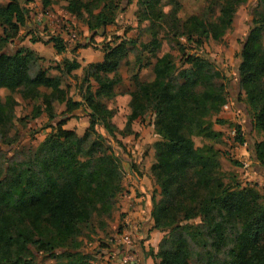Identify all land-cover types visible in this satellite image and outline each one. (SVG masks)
Returning <instances> with one entry per match:
<instances>
[{
	"label": "trees",
	"instance_id": "trees-1",
	"mask_svg": "<svg viewBox=\"0 0 264 264\" xmlns=\"http://www.w3.org/2000/svg\"><path fill=\"white\" fill-rule=\"evenodd\" d=\"M137 1L142 6L141 17L152 24L151 40L142 44L140 64L132 77L135 86L129 119L141 120L150 111L159 137L154 143L151 174L161 198L153 203L152 227L168 229L169 237L164 236L158 244L157 264H192L188 239L205 248L204 236H213L211 244L217 252L233 238L234 244L226 250L229 258L222 264H264V195L253 186H242L234 176L224 181L219 160L223 152L216 146L222 142V132L215 130L213 124L227 120L211 117L219 113L226 97L210 84L211 62L200 54H187L180 39L184 36L199 47L210 38L218 40L231 27L237 7L246 0H205L199 13L185 17L179 15V0H172L174 9L169 14L157 9L161 0ZM42 3L45 7L51 0ZM118 8V0H67L66 4L67 11L76 17L82 16L83 9L87 11L86 25L92 31L113 24ZM216 13L220 16L218 21L208 20ZM156 20L168 21L174 30L169 44L176 54L168 51L157 55L160 42ZM25 21L26 10L18 0L0 5L3 41L14 38ZM255 24L242 48L239 76L253 127L261 134L254 151L264 169V13ZM49 42L57 52L64 50L59 36L51 37ZM135 46L132 39L106 46L102 60L89 63L83 70L82 83L86 86L81 100L68 97L60 80L48 76L46 70L30 73L35 59L32 49H0V91H8L4 98L0 95V126L12 120L14 105L19 101L14 93L31 101L42 91L43 107L33 109L38 115L45 111L51 120L56 102L64 104V112H72L83 104L90 110L89 125L81 137L61 129L63 122L55 125V137L42 142L37 171L10 163L4 174L0 173V264H39L37 253L58 256L64 246H72L64 243L77 232L78 225L87 221L93 210L106 209L117 192L119 183L112 180L113 167L91 169L90 161L80 160L79 156L90 131L96 132L97 124L107 123L111 111L104 100L116 93L121 83L120 62ZM178 63L188 66L177 71ZM79 66V62L68 60L63 69L70 74ZM142 68H150V79H140ZM176 73L182 79L179 84L173 81ZM194 136L207 142L196 146ZM234 140L243 143L240 125H236ZM108 162H113L111 157ZM58 171L65 177H56L53 173ZM78 248L68 252L74 258L68 264H93ZM212 259L210 255L206 264H214Z\"/></svg>",
	"mask_w": 264,
	"mask_h": 264
},
{
	"label": "rangeland",
	"instance_id": "rangeland-1",
	"mask_svg": "<svg viewBox=\"0 0 264 264\" xmlns=\"http://www.w3.org/2000/svg\"><path fill=\"white\" fill-rule=\"evenodd\" d=\"M8 1L0 0V5ZM18 1L26 10L25 24L19 27L14 38L6 42L3 41L4 33L0 26V49L12 52L22 47L30 49L28 45L36 43L40 53L34 52L35 59L30 64V73L33 75L38 70H46L48 76L57 77L60 80V87L66 90L67 96L72 100H81L86 86L82 83L83 70L89 63L102 60L106 46L113 45L121 39H132L136 43L120 62L118 74L121 83L116 87V93L110 99L104 100L111 111L107 123L97 124L96 132L90 131L89 137L84 140L82 155L79 156L80 160L90 161L91 169L113 167L115 172L112 174V180L119 183V188L109 199L106 209L93 210L89 219L79 224L77 232L65 241V245L72 246H64V250L54 257L37 253L36 261L39 264H68L69 261L74 260L68 252H75L76 249L72 250V248L79 247L82 254L87 255L88 261L93 264H137L138 258L135 253L137 235L140 234L142 239L143 219H147L148 216L152 219L153 203L161 198L159 186L151 174V165L155 161L154 143L159 139L154 132L152 114L147 111L141 120L129 119L132 111L131 91L135 86L132 77L140 64L142 44L151 40L149 27L152 24L148 19L141 17L142 6L137 0H118L116 21L95 31L88 29L86 25L87 11L83 9L82 16L76 17L67 11V0H51V3L45 7L42 0ZM179 1L181 17L199 13L206 4L205 0ZM157 9L169 14L174 9V4L172 0H161ZM261 13H264V0H246L237 7L231 27L218 40L210 38L199 47L187 42L184 36L180 39L186 45L187 54H200L211 62L213 79L210 84L226 97L219 113L211 117L227 120L226 123L213 124L215 130L222 132V142L217 143L216 146L223 152L219 160L225 176L224 181L227 182L230 176H234L242 186H253L264 195V179L260 181L246 176L247 173L254 171L251 157L254 143L261 139V134L253 127L252 114L239 76L243 45ZM219 19L218 13L208 17L211 21ZM154 24L159 29L160 46L157 55L161 56L168 51L176 54L169 44L174 30L171 29L168 21L156 20ZM53 36L62 39L63 51L57 52L53 43H48ZM68 60H75L80 64L79 68L70 74H66L63 69L64 61ZM141 62L143 63L144 60L142 59ZM179 64L177 71L188 66ZM151 74L150 68H142L139 77L147 80L151 78ZM173 81L179 84L182 79L176 73ZM199 88L200 86L197 87ZM6 94H8L7 90L0 91L2 98ZM14 97L19 101L14 105L12 120L8 125L0 126L1 174H4L5 168L10 163L37 171L36 161L43 153L42 142L48 137H55L57 133L55 125L59 122H63L61 129L70 130L77 137H81L89 125L90 110L84 104L72 112H64V104L56 102L55 117L51 120L45 111L42 110L38 115L33 109V107H43L42 91L31 101L20 99L17 93H14ZM236 125H240L243 143L234 140ZM193 140L196 146L207 142L197 136H194ZM109 157L113 162H108ZM234 160L240 164H233ZM244 163H249V166L245 168ZM53 174L59 178L65 177L62 171ZM143 186L149 193L147 198L142 195ZM149 197L151 198L150 215L147 211ZM133 210H139L142 215L141 221H137L136 225L129 223L128 228L127 217L130 218L129 214ZM152 226L153 220L151 229H154ZM156 230L162 232L158 244L164 236L169 237L168 229ZM49 235L48 233L47 237ZM203 238L207 244L205 248L188 239L192 264H206L210 255H213L214 264H222L223 261L228 260L226 250L234 244L232 237L218 252L211 244L214 240L213 236Z\"/></svg>",
	"mask_w": 264,
	"mask_h": 264
},
{
	"label": "crops",
	"instance_id": "crops-1",
	"mask_svg": "<svg viewBox=\"0 0 264 264\" xmlns=\"http://www.w3.org/2000/svg\"><path fill=\"white\" fill-rule=\"evenodd\" d=\"M48 43H50V42H48ZM28 46L34 52H36V53L39 52L38 51L39 48L36 47L37 46L36 43H30ZM251 161L253 162L254 171H253V173L250 172V174L247 173L246 176L248 175L249 179L255 178L257 180L262 181L264 179V169L257 162L255 151H253ZM142 195L145 196L146 198L149 196V193H148L147 189H145V187H144V190L142 191ZM147 204H148V207H147L148 215H150V209H151V205L149 207V204H151V198L150 197L147 200ZM138 206H139V204L136 205V207H138ZM133 211H131L129 214L130 218L127 217L128 218L127 219L128 228H129L130 224L135 223V225H136L137 221H141L140 218L142 215L139 212V210L134 211V212ZM146 218L147 219H143L144 220L143 221V227L141 230V233H143V237H142V239H140L141 236L139 234V235H137V238H136L137 243L135 245L136 246L135 247V253H136L137 258H138L137 264H157L158 258L156 257V251L158 248V242L162 236V232L159 230H156V229H151L152 219L149 216Z\"/></svg>",
	"mask_w": 264,
	"mask_h": 264
},
{
	"label": "built area",
	"instance_id": "built-area-1",
	"mask_svg": "<svg viewBox=\"0 0 264 264\" xmlns=\"http://www.w3.org/2000/svg\"><path fill=\"white\" fill-rule=\"evenodd\" d=\"M249 166V163H244V167H248Z\"/></svg>",
	"mask_w": 264,
	"mask_h": 264
}]
</instances>
